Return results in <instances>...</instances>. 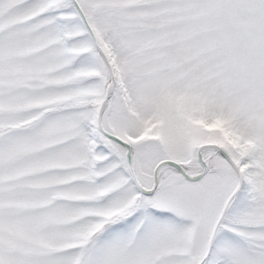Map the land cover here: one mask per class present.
I'll list each match as a JSON object with an SVG mask.
<instances>
[{"label": "snow or ice", "instance_id": "obj_1", "mask_svg": "<svg viewBox=\"0 0 264 264\" xmlns=\"http://www.w3.org/2000/svg\"><path fill=\"white\" fill-rule=\"evenodd\" d=\"M0 264H264V0H0Z\"/></svg>", "mask_w": 264, "mask_h": 264}]
</instances>
